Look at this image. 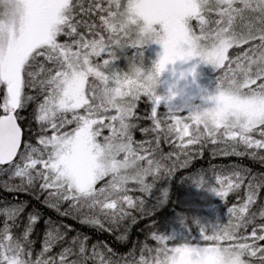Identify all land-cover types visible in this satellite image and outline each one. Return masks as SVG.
<instances>
[{
	"label": "snow or ice",
	"instance_id": "snow-or-ice-1",
	"mask_svg": "<svg viewBox=\"0 0 264 264\" xmlns=\"http://www.w3.org/2000/svg\"><path fill=\"white\" fill-rule=\"evenodd\" d=\"M104 4L105 0H88L87 7L85 0H0V86L5 90L0 103L3 113L0 114V166H8L0 167V173L11 171L12 177L20 180L18 185L4 182V188L28 192L39 182L41 191L47 193L46 202H51L49 206L58 208L61 202H69L72 211H86L84 223L101 229H104L103 221L119 225L130 218L135 223L130 210L144 212V200L128 194L129 183L137 185L136 191L148 194L156 179L165 172L171 174L172 169L162 161L172 154L156 156L161 138L167 142L175 137L172 142H179L185 156L189 155V146L203 148L211 143L223 146L214 150L213 155H248L264 161V154H259L264 150V0H211L204 10L199 7V0H107L106 7ZM96 13H99V25L91 19ZM125 17H130L131 27L123 23ZM137 19L143 22V32L151 33L152 39L145 42L136 26ZM189 20L198 22L196 29L193 24L189 26ZM80 28L85 31H79ZM102 32L108 34L107 40ZM61 36L73 39L61 42ZM152 43L163 47L158 69L178 60L198 59V63L222 70L216 93L201 98L205 103L211 101L209 107L217 112H228L235 119L228 124L202 125L192 113L204 108L203 105H187L188 115L182 117L178 113L184 109L167 102L168 113L158 117L162 97L148 92L129 97L123 106L113 105L111 93L119 92L122 73L111 70L112 62L117 59L116 51L135 48L137 54L129 60V65H144L143 49ZM197 43L204 47L203 53L197 51ZM244 45L249 47L229 56L230 49H243ZM102 54L110 59L94 63L93 57ZM195 74L196 66H193L181 72L180 78ZM25 88H36L42 96L35 117L41 125V135L40 147L25 143L21 150L23 132L17 122L20 119L17 110L35 99L25 94ZM222 88H234L235 92L226 94ZM141 96L152 102L153 127L142 129L145 133H156L152 141L133 139V129L137 126L133 120L140 119L136 107ZM112 111L115 114L109 115ZM68 113L72 114L71 120L67 119ZM73 123L75 127L71 131H62ZM105 128L110 134L100 139ZM50 130L52 134L48 135ZM105 146L117 147L119 160L131 157L141 168L150 161H158L155 174L118 181V170L110 172L101 167L98 154ZM150 176L152 182L148 181ZM212 176L216 186L203 173L197 174L194 183L202 189L208 183L204 190L222 199L238 192L246 180L247 184L244 201L229 207L228 223L203 236L211 244L168 247L169 237L153 233L152 239L163 246L152 249L145 244L138 261L124 260L123 264H254V261L264 264V245L260 244L264 241V223L257 224V213L252 211L264 189V174L251 175L250 169L233 166L230 172L217 173L213 169ZM106 177L110 179L97 187ZM25 207L21 203L0 209L4 217L0 227V264H89V261L120 264L106 259L97 244L89 250L87 236L73 237L69 246L49 255L66 236L59 234L58 228L48 229L42 251L33 259L34 241L29 237L39 215L30 213L23 232L19 236L14 234V229L20 227ZM258 215L264 220V208ZM206 230L201 227L202 232ZM143 250L155 255L146 258ZM222 253L234 258L226 261Z\"/></svg>",
	"mask_w": 264,
	"mask_h": 264
},
{
	"label": "trees",
	"instance_id": "trees-1",
	"mask_svg": "<svg viewBox=\"0 0 264 264\" xmlns=\"http://www.w3.org/2000/svg\"><path fill=\"white\" fill-rule=\"evenodd\" d=\"M87 4L88 0H85V7H87ZM104 6H107V0H105ZM98 16L99 13H96L91 17L92 20L96 21L97 25L100 23ZM77 18L81 17L78 16ZM197 23V21H194V29H196ZM79 31L84 32L85 30L80 28ZM102 34L107 40L108 34L106 32H102ZM59 39L61 42H71L73 38L61 36ZM256 43H259V41H256ZM248 47V45H244L243 49H230L229 56L232 57L237 51L246 50ZM145 49L146 47L143 49L144 60L150 63L153 60V56L148 54ZM129 51V54L136 56L137 49L133 48L132 50L129 49ZM107 58L110 57L107 54H102L100 57H93V62L102 63ZM221 72L222 70H217L213 74L215 86L218 85L217 78ZM4 94L5 90L3 86H0V103L3 102ZM25 94L33 96L35 99L27 102L26 107L17 110V114L20 117L17 122L23 132L21 150H23L25 143L40 147L38 137L41 135V125L35 117L37 104L42 99V96L38 95V89L36 88H25ZM151 107L152 102L147 97L141 96L136 107V113L140 119L133 120V123L137 125L133 129V139L137 142L152 141L156 136L153 131H148L147 133L142 131V129H151L153 127V121L150 118ZM79 111L81 114L84 112L83 109ZM166 113H168L166 108L159 106L157 116L160 117ZM0 114L3 113L0 112ZM108 114L113 115L115 112L112 111ZM66 115L67 119H72L71 113ZM105 123H108V121H105ZM74 127V123L69 124L62 131H71ZM47 134L51 135V130ZM109 134V129H103L100 139ZM254 135L256 134L254 133ZM256 138H259V136L256 135ZM174 140L175 137H171L166 142L161 138L159 148L156 150L157 158L162 154H172L171 158L162 161L165 166L172 169L170 175L165 172L159 179H156L148 194L136 191L137 185L134 183H129L128 185L129 189H131L128 193L129 195L144 200V212L130 210L136 218L135 223L129 218L121 221L119 225H109L101 217L104 222V229L111 227V231L84 223L83 219L86 211L85 213L72 211L69 208V202H61L58 208L49 206L51 202H46L47 193L41 191L39 182H37L35 189L28 192L6 191L4 182L9 185L20 184L19 178L12 177L11 171L0 173V209L21 203L26 205L19 220L20 227L14 229V234L17 236L23 232L25 225L28 224L30 213L39 215V221L34 226V230L29 237L30 240L34 241V244H32L33 259H36L37 254L42 251L46 232L49 228H58L59 234L66 233L64 240L57 243L49 255L59 253L64 247L69 246L73 237L80 236L83 238L87 236L89 250L92 245L97 244L100 251L105 254L106 259L111 258L113 261H120V264H123L124 260L138 261L145 244L152 249L162 247V244L152 239L153 233L169 237L168 247L180 246L184 243L189 245H209L211 242L204 241L203 236L212 234L214 228L228 223L229 207L241 204L246 197L247 180L245 181V186H242L238 192L229 193L226 199H222L216 194L204 190L209 187L208 183H205L204 189L198 187L194 183L197 174L203 173L209 183L212 186H216L215 178L212 176L213 169L217 173L221 171L230 172L233 166H237L243 169H250L251 175L259 176L264 174V161L253 159L248 155H213L214 150L223 146L211 143H206L203 148L189 146V155L185 156L178 146L179 142L173 143L172 141ZM239 150L242 151L243 149L240 148ZM259 154H264V150ZM185 161H187L186 165ZM0 167L8 168L7 165ZM108 179L110 177H106L97 187L102 186ZM152 180L151 176L148 177L149 182H152ZM262 208H264V189H261L259 198L255 205L252 206V211L257 213V224L264 223V220H260L258 215ZM65 211L70 214L63 215L62 213ZM3 222L4 217L0 215V227L3 226ZM201 227L207 229L205 233L201 231ZM247 231L248 233L251 232V226ZM243 232L244 230L241 229V233ZM223 243L229 242L225 241ZM260 244L264 245V241H260ZM109 248L112 249L111 252L108 251ZM129 253H132V255H129ZM143 255L150 259L155 255V252L149 253L147 250H143ZM89 264H93V262L89 261ZM254 264H258V262L254 261Z\"/></svg>",
	"mask_w": 264,
	"mask_h": 264
},
{
	"label": "clouds",
	"instance_id": "clouds-1",
	"mask_svg": "<svg viewBox=\"0 0 264 264\" xmlns=\"http://www.w3.org/2000/svg\"><path fill=\"white\" fill-rule=\"evenodd\" d=\"M210 3L211 0H199V7L204 10L209 6ZM129 21L130 17H125L123 23L131 27L132 25L129 23ZM192 22V20L188 21L189 26L192 25ZM136 26L139 29L141 36L145 38V42L149 39H152L151 33L143 32V22L141 20H136ZM196 47L197 51L201 53L205 51L204 47L198 43ZM178 62L188 63L178 60L175 64H167L160 69L157 68L159 59L154 61L151 67L147 68H145L143 64L129 65L128 71H122L121 73L120 83L118 85V88L120 89L119 92L111 93L110 98L112 104L123 106L128 102L129 97L136 96L137 94L144 92L151 93L154 97H162V102L174 104L184 95L185 92V89L182 88L179 83V79L181 78H179L174 84L170 85L166 93H160L159 90L164 84L162 78L164 77L165 73L170 71L169 66H175ZM186 78L187 76L184 79ZM220 90L224 91L226 94H232L235 92L234 88H222ZM206 103H211V101H206ZM192 115L199 117L200 124H208L209 126H212L215 123L228 124L235 119L232 114L228 112L221 114L217 112L216 109L211 107H204L199 111H194ZM98 155L101 159L102 169H107L110 172L113 170H118L119 175L116 177V179L120 182H123L126 179L154 175L159 164L158 161L153 160L150 161L147 166L141 168L139 162L132 159L131 157L126 156L124 160H119V149L115 146L111 149L105 146L103 149H101ZM232 251L235 250H229V252ZM222 255L226 261L234 258L231 257L229 253H222ZM240 258L241 260L244 259L242 255ZM192 259L195 260L196 257H192Z\"/></svg>",
	"mask_w": 264,
	"mask_h": 264
},
{
	"label": "rangeland",
	"instance_id": "rangeland-1",
	"mask_svg": "<svg viewBox=\"0 0 264 264\" xmlns=\"http://www.w3.org/2000/svg\"><path fill=\"white\" fill-rule=\"evenodd\" d=\"M193 23L194 21L192 22V24ZM145 47V51L153 56V60L150 63L145 62V60L143 62L145 66L151 67L152 63L158 60L160 55L163 54V47L162 45L157 43H152L146 45ZM129 49L132 50L133 48L129 47L127 49H118L116 51L117 59L115 60V62H112L111 70L124 72L128 71L129 60L135 57V55L129 54ZM193 66H196L195 76L188 75L186 79H179L181 72H186ZM169 68L170 71L165 73L164 77L162 78L164 84L159 91L160 93H166L170 85L174 84L179 79L180 86L185 89V92L178 101L172 104V107L174 108L184 109V112H180L178 113V115L182 117H186L188 115V108L186 107L187 105H203L204 107L212 106L211 103H205V101L201 98L202 96H205L207 94L216 93L217 86H215V84L213 83V74L217 70L212 65L198 63V59H194L192 61H189L188 63L178 62L175 66L170 65ZM173 69H175V73L173 72ZM160 106L166 108L167 111L169 110V105L166 102H162ZM190 246L203 247L205 245Z\"/></svg>",
	"mask_w": 264,
	"mask_h": 264
}]
</instances>
